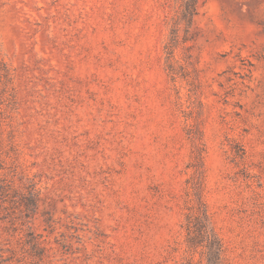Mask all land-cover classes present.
Segmentation results:
<instances>
[{
	"label": "rangeland",
	"instance_id": "rangeland-1",
	"mask_svg": "<svg viewBox=\"0 0 264 264\" xmlns=\"http://www.w3.org/2000/svg\"><path fill=\"white\" fill-rule=\"evenodd\" d=\"M186 1L0 0V264H264V0Z\"/></svg>",
	"mask_w": 264,
	"mask_h": 264
},
{
	"label": "trees",
	"instance_id": "trees-1",
	"mask_svg": "<svg viewBox=\"0 0 264 264\" xmlns=\"http://www.w3.org/2000/svg\"><path fill=\"white\" fill-rule=\"evenodd\" d=\"M196 4V0H187L182 5L181 18L188 25L196 14ZM5 198L6 192L3 187L0 186V199L5 201ZM209 226L210 220L206 213V207L202 201L196 208H189L185 216L184 225L187 249L195 253L197 249L204 248L207 257H213L212 264H225V260L222 256L224 252L223 246Z\"/></svg>",
	"mask_w": 264,
	"mask_h": 264
}]
</instances>
